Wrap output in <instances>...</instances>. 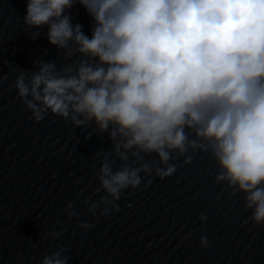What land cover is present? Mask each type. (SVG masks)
Wrapping results in <instances>:
<instances>
[{
	"label": "clouds",
	"instance_id": "clouds-1",
	"mask_svg": "<svg viewBox=\"0 0 264 264\" xmlns=\"http://www.w3.org/2000/svg\"><path fill=\"white\" fill-rule=\"evenodd\" d=\"M76 3L93 20L91 37L67 14ZM24 24L33 38L47 27L69 61L18 68L13 86L34 120L51 114L112 143L93 155L94 195H104L83 201L89 213L120 211L145 176L170 177L172 161L204 152L215 181L242 193L254 225H264V0H27ZM66 210L79 217L72 202ZM198 220L203 227L208 216ZM199 243L211 246L207 236ZM57 249L41 264H68Z\"/></svg>",
	"mask_w": 264,
	"mask_h": 264
}]
</instances>
